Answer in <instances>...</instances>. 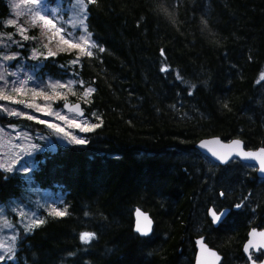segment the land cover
<instances>
[{"label": "trees", "instance_id": "obj_1", "mask_svg": "<svg viewBox=\"0 0 264 264\" xmlns=\"http://www.w3.org/2000/svg\"><path fill=\"white\" fill-rule=\"evenodd\" d=\"M83 3L92 55L53 46L30 69L44 81L72 82L76 92L94 89L86 102L70 93L55 107L80 101L99 127L83 144L37 154L27 176L0 169V204L22 200L30 183L66 210L40 211L43 223L19 230L2 264H193L197 237L219 252L220 264H248L241 246L250 229L264 228V180L238 161L218 166L194 146L218 137L264 148V0ZM10 17L0 0V32L20 37L5 24ZM40 28H29L22 53L39 47ZM0 124L49 134L1 112ZM205 188L231 206L216 229L209 195L198 193ZM136 208L151 216L150 236L134 232ZM86 232L94 234L88 242L80 238Z\"/></svg>", "mask_w": 264, "mask_h": 264}, {"label": "rangeland", "instance_id": "obj_2", "mask_svg": "<svg viewBox=\"0 0 264 264\" xmlns=\"http://www.w3.org/2000/svg\"><path fill=\"white\" fill-rule=\"evenodd\" d=\"M6 1L11 9V17L5 24L14 26L13 32L20 37H10L0 32V112L13 119H25L41 124L49 133L46 134L40 130L31 131L21 125L0 124V165H2L0 169L27 176L34 167L36 156L42 148L54 150L56 144H78L72 140L73 136L84 140L85 134L96 129L81 131L80 127L72 126V122L84 128L95 124L88 118H78L72 113L67 114L62 108L55 107L59 100L71 95L70 93H74L78 99L86 102L87 89L76 92L72 82L39 79L33 74L30 65L40 62V58L45 55L49 56L50 48L53 46L76 45L73 48L87 53L91 52L94 43L86 29V5L81 3V0H40L38 4H32L31 0ZM37 11L51 19L55 27H44L41 21H37L36 23L41 26L40 45L26 55L20 50L25 48L23 42H29L26 33L32 27L33 14ZM9 21L13 23L10 24ZM21 28L25 29L23 34H21ZM57 29L61 31L57 33ZM65 40L68 43H64ZM12 46H15V49H12ZM54 85H63V87H53ZM49 124L57 125L63 131L57 132L54 128H50ZM9 168L11 170H8ZM29 177L27 182H30ZM29 184L22 200L0 204V264L3 260L12 258L19 230L22 229L28 233L41 224L32 226L34 221H42L40 211L48 207L52 208V211L54 209L61 211L52 204L54 198L51 200L52 196L49 192L38 190L33 192V186ZM209 190L201 189L198 193L203 196ZM29 202L32 207L29 206Z\"/></svg>", "mask_w": 264, "mask_h": 264}, {"label": "water", "instance_id": "obj_3", "mask_svg": "<svg viewBox=\"0 0 264 264\" xmlns=\"http://www.w3.org/2000/svg\"><path fill=\"white\" fill-rule=\"evenodd\" d=\"M78 109L77 110V107ZM62 109L67 113H72L76 115L79 118L84 117L83 107L81 106V103H71L66 102L63 104ZM240 141L241 146L239 149L237 148H228V147H222L224 145H232L233 141ZM211 141H219V143H208L207 147H202V144H205L207 142ZM194 148L205 158H208L213 163H216L220 166H225L228 163H230L232 160L236 159L239 160L241 163L255 166L256 169V175L259 179L264 180V172L260 170V163L258 159L253 158H245L241 155H239V151L244 152H258L262 148H258L256 150H246L244 143L240 139H233L228 141H223L218 137H211L202 139L199 142H197L194 146ZM45 151V148L41 149V152L43 153ZM213 151L226 156V160L219 159L216 155H213ZM211 211H214L212 208L208 211V217L212 221L214 227H217L227 216L229 213V210H223L221 213L217 214L220 215L221 218L219 221H214L213 217L211 215ZM223 214V215H221ZM144 217H147L148 220L151 221L150 226L146 227V221ZM133 230L134 232L139 235L140 237H147L150 236L153 232L154 222L151 218V216L147 213L142 211L139 208H136L133 212ZM144 228L145 231L141 232L137 230V226ZM255 232L257 235L253 236L252 233ZM264 232V229H251L247 234V240L243 245L242 251L245 255V257L248 260V264H264V257L261 261H254L250 255V252L253 250L254 252H257L258 250L264 251V237L260 236L259 233ZM202 242V244H201ZM195 244V256H194V264H220L222 260V256L217 253L216 250L211 249L203 240V238H197L194 240ZM247 249V250H246ZM212 253H215V255H212Z\"/></svg>", "mask_w": 264, "mask_h": 264}, {"label": "snow or ice", "instance_id": "obj_4", "mask_svg": "<svg viewBox=\"0 0 264 264\" xmlns=\"http://www.w3.org/2000/svg\"><path fill=\"white\" fill-rule=\"evenodd\" d=\"M89 2L91 3H94L95 0H89ZM31 3L32 4H38L40 3V0H31ZM81 3H83V0H81ZM18 7V6H17ZM37 21H41L44 25V27H48V26H52L53 28L55 27V24L53 23V21L51 19H49L47 16L45 15H42L40 12H35L33 14V19H32V23L35 24ZM10 24H12L13 22L12 21H9ZM21 31V34H23V32L25 31V29L21 28L20 29ZM57 33L61 31V29H57L56 30ZM27 38V37H25ZM61 39L63 40V37H61ZM64 43H68V41H63ZM76 45H72V47H75ZM92 46H95V45H92ZM101 51H103V49L101 48L100 49ZM83 51V50H82ZM53 53L50 51L49 52V55H52ZM87 55L91 56L92 53L89 51L87 52ZM162 55H163V52H162ZM8 57H6L7 59ZM162 70H167V69H162ZM261 79L264 80V74L261 75ZM259 82V81H258ZM53 87H63V85H54ZM16 91H20V89H16ZM94 91V89L92 88H88L86 91H85V96L87 95H90L92 92ZM38 95H42V93H38ZM5 99H7V97H3ZM20 103H23V101H20ZM77 107V110L78 109V106ZM12 114H16V113H12ZM59 115V114H57ZM31 118V117H29ZM60 119H64V117H60ZM41 123H45L44 121H40ZM50 128H54L57 132H61L63 131L61 128H59L57 125H54V124H49L48 125ZM72 126L74 127H80L81 128V131H89L91 130L92 128H96V127H99V125H91L89 128H84V127H81L79 124H76L75 122H72ZM72 140L75 142V143H78V144H83L85 143L84 140L82 139H77L76 137H72ZM208 143H219V141H211V142H207L205 144H202V147H207L208 146ZM241 146V142L240 141H233L232 142V145H224L222 147H228V148H237L239 149ZM239 155L245 157V158H253V159H258L259 160V163H260V170L262 172H264V148L260 149L258 152H244V151H239L238 153ZM213 155H216L219 159L221 160H226V156L224 155H221L215 151H213ZM0 167H2V165H0ZM8 170H11V168H9ZM221 195H223V193H221ZM240 205H237V207H239ZM53 214L54 215H57V216H63L66 214V210L65 211H57V210H53ZM211 215L213 217V220L214 221H219L221 216L220 215H217L216 211H211ZM223 215V214H221ZM145 221H146V227L147 226H150L151 224V221L148 220L147 217H144ZM37 223H43V221H39V222H36L34 221L33 222V225L32 226H35ZM137 230L138 231H141V232H144L145 229L144 228H141L138 224L137 226ZM253 236L257 235V233L253 232L252 233ZM260 236L264 237V232H261L259 233ZM94 237V234L93 233H83L81 235V240L85 241V242H88L89 240H91L92 238ZM202 244V242H201ZM247 250V249H246ZM212 255H215V253H212Z\"/></svg>", "mask_w": 264, "mask_h": 264}, {"label": "flooded vegetation", "instance_id": "obj_5", "mask_svg": "<svg viewBox=\"0 0 264 264\" xmlns=\"http://www.w3.org/2000/svg\"><path fill=\"white\" fill-rule=\"evenodd\" d=\"M235 161H237V160H235ZM238 162H239V161H238ZM239 163H240V162H239ZM241 164H242V163H241ZM242 165H244V166H246V167H249V168H254V169H255V174H256V168H255L254 166H249V165H245V164H242ZM218 166H219V165H218ZM221 167H224V166H221ZM256 177H257V175H256ZM257 178H258V177H257ZM258 179H259V178H258ZM260 180H262V179H260ZM206 195H209V197H208L207 200H206V197H205V200H206L207 202L211 203V205L207 206V209H206V214H207V218H208V219H209V217H208V211H209V209H211V208H212L214 211H216L217 214L221 213L223 210H229V213L227 214L226 218H225V219H224V220H223V221L217 226V227H219V226L223 225V224L227 221V218H228V216H229V214H230V207H231V206L222 204L223 200H225V199H224L223 195H221V194H219L218 199H216V198L214 197V193L212 192V190H210L209 192H207ZM209 221H210L212 227L216 229L217 227H214L212 221H211L210 219H209ZM252 229H257V228H252ZM263 229H264V228H263ZM250 230H251V229H250ZM250 230H249V231H250ZM259 230H260V229H259ZM249 231H248V232H249ZM248 232H247V234H248ZM197 238H203L204 241H205V243L211 248V246L206 242V240H205L204 237H197ZM197 238H194V240L197 239ZM194 240H193V242H194ZM246 240H247V235H246V239H245V241L243 242L241 248H243V245H244V243L246 242ZM194 248H195V245H194ZM211 249H213V248H211ZM214 250H215V249H214ZM217 253H219V252L217 251ZM242 254L244 255L243 252H242ZM250 255H251V257H252V259H253L254 261H260L261 257L264 256V251H262V250H258L257 252H254V251L252 250V251L250 252ZM244 256H245V255H244ZM256 256H259V259H258V260L255 258ZM245 259H246V261H247V263H248L247 258H245Z\"/></svg>", "mask_w": 264, "mask_h": 264}, {"label": "bare ground", "instance_id": "obj_6", "mask_svg": "<svg viewBox=\"0 0 264 264\" xmlns=\"http://www.w3.org/2000/svg\"><path fill=\"white\" fill-rule=\"evenodd\" d=\"M263 229V228H262ZM262 259V258H261Z\"/></svg>", "mask_w": 264, "mask_h": 264}]
</instances>
